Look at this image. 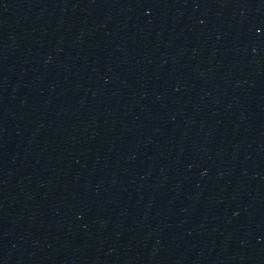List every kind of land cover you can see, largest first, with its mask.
<instances>
[{
    "label": "water",
    "instance_id": "obj_1",
    "mask_svg": "<svg viewBox=\"0 0 264 264\" xmlns=\"http://www.w3.org/2000/svg\"><path fill=\"white\" fill-rule=\"evenodd\" d=\"M0 264H264V0H0Z\"/></svg>",
    "mask_w": 264,
    "mask_h": 264
}]
</instances>
